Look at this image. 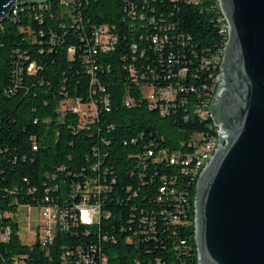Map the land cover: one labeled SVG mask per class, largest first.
I'll return each instance as SVG.
<instances>
[{"label": "trees", "instance_id": "trees-1", "mask_svg": "<svg viewBox=\"0 0 264 264\" xmlns=\"http://www.w3.org/2000/svg\"><path fill=\"white\" fill-rule=\"evenodd\" d=\"M221 17L217 0H52L0 23V264H85L79 253L87 264H197L198 176L186 160L197 136L215 131L202 112L228 39ZM144 85L175 87L168 115L149 108ZM74 100L96 103L98 115L68 111ZM150 149L181 155L154 161ZM85 199L101 205L100 223L79 221ZM45 205L64 225L52 244H24L4 214Z\"/></svg>", "mask_w": 264, "mask_h": 264}, {"label": "water", "instance_id": "water-1", "mask_svg": "<svg viewBox=\"0 0 264 264\" xmlns=\"http://www.w3.org/2000/svg\"><path fill=\"white\" fill-rule=\"evenodd\" d=\"M0 0V23L17 7ZM229 32L210 112L218 148L197 179V264H264V0H220Z\"/></svg>", "mask_w": 264, "mask_h": 264}, {"label": "built area", "instance_id": "built-area-1", "mask_svg": "<svg viewBox=\"0 0 264 264\" xmlns=\"http://www.w3.org/2000/svg\"><path fill=\"white\" fill-rule=\"evenodd\" d=\"M59 1L65 6H68L70 2V0H59ZM190 1L198 2V0H190ZM217 1L221 11L220 0ZM46 6H42V7H46ZM19 8L20 7L15 8L12 14ZM134 10H135L134 8L131 9L128 12L129 15L135 14ZM220 20L223 23V28H224V20H226V17L224 16L223 13ZM96 37L97 40L101 44H103L102 45L103 50L107 51L111 49V46L109 45L110 41H108L105 31L97 32ZM166 40L167 39L159 35H154L152 37V43L153 45H155L156 48H162ZM137 49H138V45L133 44L132 50L134 53L137 52ZM94 52H96V50H94ZM183 73L184 71L181 72V74ZM142 93L149 103V108H158L162 115H168L170 113L169 105L171 102L174 101L176 97V89L173 85H170L165 88H160L157 90L153 89L149 85H144L142 88ZM102 103H103V107H105L108 110L110 97L108 95L103 96ZM126 105L128 107H132L135 105V102L133 99L128 98L126 100ZM67 110L81 114L83 119H88V117L90 116L98 115V106L94 102L91 103V105L89 106L87 105L85 106L79 100L70 101L68 103ZM202 114L206 116V111H203ZM197 140H199V142L196 143L194 151L187 156V160H186L187 164H191V163L193 164V167L190 170L194 175H196L198 171V167H200L203 164H209V162L212 159L211 150H212V145L214 144V132L210 134V136L206 139L202 135H198ZM178 155H181L179 151H174L173 153L170 154L169 151H167L166 149H158L157 151L154 149H150L148 151V156L152 157L154 161H169V158H178ZM159 192H160L159 198L161 200L162 195L167 193L166 184H163L160 187ZM171 192H174V190H171ZM25 207H27L29 210L28 212L29 219L31 218L30 211L32 209H38L40 212V216L37 221V228L34 230V232L31 235L36 236L37 237L36 241H39L43 244H52L54 237V230L56 226L58 224L64 225L65 216L63 212L59 209V207L52 205H45L40 208H31L29 206H25ZM20 209L18 210V212H9V213L7 212L4 214V217L11 218L12 220L17 222L19 226V234L21 236V233H23L24 231V226L20 224V220H19L21 216ZM101 216H102V210H101V205L99 203L96 202L91 203L87 199H85L78 206V219L82 224H85L87 226H92L97 223H100ZM1 237L4 242H8L10 240L9 227H7L3 231ZM79 255L81 256V260H83L85 264L89 262V258L87 257V255L84 254L82 255L81 253H79ZM67 262L68 261H66L65 263ZM13 264H22V263L21 261L16 259L14 260ZM67 264H69V262Z\"/></svg>", "mask_w": 264, "mask_h": 264}, {"label": "rangeland", "instance_id": "rangeland-1", "mask_svg": "<svg viewBox=\"0 0 264 264\" xmlns=\"http://www.w3.org/2000/svg\"><path fill=\"white\" fill-rule=\"evenodd\" d=\"M21 216H20V224L24 226V231L21 233V240L26 245H31L36 242L37 237L32 236L31 234L37 228V221L40 216V212L38 209H32L30 211L31 218L28 217V208L21 207ZM26 231V232H25Z\"/></svg>", "mask_w": 264, "mask_h": 264}, {"label": "bare ground", "instance_id": "bare-ground-1", "mask_svg": "<svg viewBox=\"0 0 264 264\" xmlns=\"http://www.w3.org/2000/svg\"><path fill=\"white\" fill-rule=\"evenodd\" d=\"M50 2V1H49ZM49 2H46V3H43V4H32V5H27V6H23V7H20V8H25V7H28V6H35V5H39V6H41V5H45V4H47V3H49ZM11 16H12V14H11ZM10 16V17H11ZM9 17V18H10ZM224 22H225V26H224V28H223V31L227 34V36H228V32H229V26H228V23H227V20H224ZM222 55H223V53H221L220 54V56H221V61H222ZM218 60V59H217ZM220 64H221V62L220 63H216V68H218V72H219V69H220ZM219 76V75H218ZM217 81H218V79H217ZM217 81H216V89H217ZM216 91V90H215ZM215 94V93H214ZM214 97V96H213ZM212 102V101H211ZM211 102H210V104H209V107H208V111L206 112V116H208V117H210L211 118V120H212V123H213V127H214V129H215V131H214V144L212 145V150H211V158H213V156H214V154H215V152L217 151V148H218V142H219V138H220V135H221V128L215 123V121L213 120V118H212V115H211V112H210V107H211ZM169 159H177V158H169ZM171 163H174V161L172 160L171 161ZM208 164H203V165H201L200 167H198V171H197V173H196V175L199 177V175L201 174V172L204 170V168L207 166ZM54 232H55V230H54Z\"/></svg>", "mask_w": 264, "mask_h": 264}]
</instances>
